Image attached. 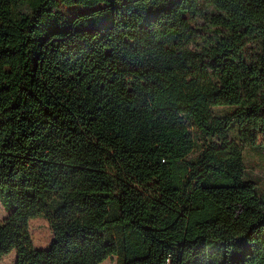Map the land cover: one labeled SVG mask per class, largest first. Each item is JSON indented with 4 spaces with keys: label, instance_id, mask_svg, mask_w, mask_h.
<instances>
[{
    "label": "trees",
    "instance_id": "1",
    "mask_svg": "<svg viewBox=\"0 0 264 264\" xmlns=\"http://www.w3.org/2000/svg\"><path fill=\"white\" fill-rule=\"evenodd\" d=\"M247 146L264 0H0V264H264Z\"/></svg>",
    "mask_w": 264,
    "mask_h": 264
},
{
    "label": "rangeland",
    "instance_id": "2",
    "mask_svg": "<svg viewBox=\"0 0 264 264\" xmlns=\"http://www.w3.org/2000/svg\"><path fill=\"white\" fill-rule=\"evenodd\" d=\"M63 10L65 11L67 18L72 19L77 13L88 10V8L78 5L63 8ZM223 110L224 109L216 108V111L218 113H221ZM245 162L247 167V177L255 181L264 190V146H247L245 148ZM9 215L10 212L5 208L2 198L0 197V221L6 219ZM29 230L35 247L47 248L50 245L54 233L45 217L38 216L31 219L29 223ZM107 233L109 235L117 237L118 239L120 238L119 231L116 228H109L107 230ZM16 257V250H13L2 259L1 264H15ZM119 260L120 257L118 255H115L104 260L101 264H120Z\"/></svg>",
    "mask_w": 264,
    "mask_h": 264
}]
</instances>
